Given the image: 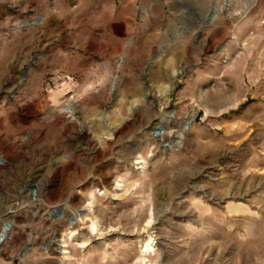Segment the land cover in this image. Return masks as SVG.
Segmentation results:
<instances>
[{
	"label": "rangeland",
	"instance_id": "374dc122",
	"mask_svg": "<svg viewBox=\"0 0 264 264\" xmlns=\"http://www.w3.org/2000/svg\"><path fill=\"white\" fill-rule=\"evenodd\" d=\"M0 3V264H264V0Z\"/></svg>",
	"mask_w": 264,
	"mask_h": 264
},
{
	"label": "bare ground",
	"instance_id": "6f19581e",
	"mask_svg": "<svg viewBox=\"0 0 264 264\" xmlns=\"http://www.w3.org/2000/svg\"><path fill=\"white\" fill-rule=\"evenodd\" d=\"M70 109H69V112H72V110H70ZM33 196H37V190H35ZM93 203H94V198L92 196L90 202L88 203L89 205H87V206L91 209V208H93ZM71 224H74V223H71ZM10 228H11V224L10 223H7V222L4 223V225H3L2 229H1V232H0V239H3V241L1 243L4 242L5 238L7 237V232L10 230ZM72 233H73V231H72ZM61 246L64 247V245H61ZM148 248H149V243L146 244V250Z\"/></svg>",
	"mask_w": 264,
	"mask_h": 264
},
{
	"label": "water",
	"instance_id": "95a60500",
	"mask_svg": "<svg viewBox=\"0 0 264 264\" xmlns=\"http://www.w3.org/2000/svg\"><path fill=\"white\" fill-rule=\"evenodd\" d=\"M3 241V239H0V243Z\"/></svg>",
	"mask_w": 264,
	"mask_h": 264
},
{
	"label": "crops",
	"instance_id": "0c3cea01",
	"mask_svg": "<svg viewBox=\"0 0 264 264\" xmlns=\"http://www.w3.org/2000/svg\"><path fill=\"white\" fill-rule=\"evenodd\" d=\"M11 4V3H10ZM0 9H1V3H0Z\"/></svg>",
	"mask_w": 264,
	"mask_h": 264
}]
</instances>
